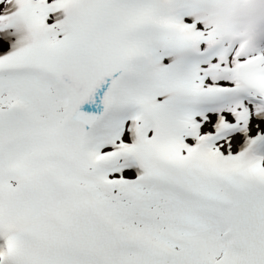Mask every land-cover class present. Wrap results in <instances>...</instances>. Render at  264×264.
<instances>
[{
	"label": "snow or ice",
	"instance_id": "obj_1",
	"mask_svg": "<svg viewBox=\"0 0 264 264\" xmlns=\"http://www.w3.org/2000/svg\"><path fill=\"white\" fill-rule=\"evenodd\" d=\"M0 264H264V0H0Z\"/></svg>",
	"mask_w": 264,
	"mask_h": 264
}]
</instances>
